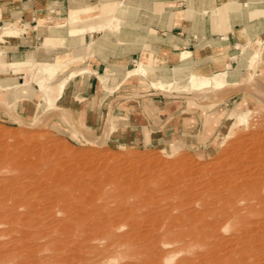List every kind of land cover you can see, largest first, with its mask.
<instances>
[{
	"label": "rangeland",
	"instance_id": "rangeland-1",
	"mask_svg": "<svg viewBox=\"0 0 264 264\" xmlns=\"http://www.w3.org/2000/svg\"><path fill=\"white\" fill-rule=\"evenodd\" d=\"M108 4L114 5V3ZM99 10L100 7L95 8L97 12L88 16L97 15L100 12ZM115 11L116 7L114 5L109 18H107L108 22H116ZM8 26L11 25H0V33L4 27ZM3 43L4 39L0 41V68H2L1 65L6 63L4 51L1 48ZM254 49L261 51L263 48L259 44ZM27 60L33 62L42 61L36 56H28ZM31 68L27 74L11 73L9 71L6 74L13 75L15 78L23 77L21 82L24 81L28 85L38 84L42 91L46 86L51 85L50 94L55 98L57 94L52 93L58 81V73L51 82L46 83L40 76L34 74L37 68ZM42 70L46 73L47 69L42 67ZM1 75L2 72L0 71ZM185 85L187 86L185 81L181 84L173 82V86L168 92L162 91L164 94H155V96L164 97L167 100L180 99L188 108L197 110L198 116L202 118L209 117V120H204L201 124L204 129L201 130L198 143L194 145L195 142L191 140L192 145L190 146L183 144H158L136 147L116 144L109 141V130L91 131L81 127L74 129L72 135L61 137L54 134L49 126L53 115L58 112L56 102L54 106L45 108L43 94H35V102L30 111L23 113L21 109L9 106L0 99V188L4 185V181L10 177L13 180H21L24 176H38L36 183L34 182V185L32 183L29 187L21 189L17 184L9 182L10 186L5 183L7 187V189L5 187V190H7L8 194L1 193L0 189V264H212V262L214 264L216 258L223 259V261L220 259L221 263H226V258V261H228L232 256V261L235 257L236 260H239L236 255L241 256L240 252L246 255H242L245 259H242L243 263L241 261V264H253L255 261L263 262L264 258L262 257L264 255L261 252L257 251L256 253L254 251L253 255L250 254V246L254 241L250 244L248 241L241 240L240 243L242 245L240 244V246H242L243 251L240 249L238 253L236 252L238 247L236 248L234 243L232 245L226 241L228 236H225L236 234L238 228L241 231L244 228L245 230L250 228L248 229L250 233H253L254 230L256 234L259 232L258 236L261 235L263 237L264 234L262 235V233L264 232L262 231L264 229L262 227L264 225L261 224L262 222L264 224V200L262 201L263 206L260 203L252 211L250 209L242 213L246 217L244 222L248 224L245 227L244 222H240V224L239 221H230L227 224L224 222L225 225L221 226L223 229L219 231L221 232L219 233L221 238L219 236L214 238L217 241L216 243H214L215 241L212 237H201L200 239L196 236H188L181 239L167 234L170 231L175 232L177 228L171 226L172 223L176 222L175 219L177 220V218H184V214L189 209L195 217L191 227L198 226V223L203 222V220L198 216L197 204L195 207L193 205L191 207V205L181 202L182 197L181 195L179 196V191L177 192L176 188L172 190L174 187L171 188V182L165 180L166 175L184 174L189 177L187 182L194 181V186H191L194 189H190L189 191L191 192L187 189L185 192L187 191L186 193H189V195L198 192L199 196L205 189L203 183L205 179L204 181L201 179L208 176V174L220 171L226 166L232 167L233 164L237 163L234 158L238 160L244 159L248 165L254 164L253 167L250 165V172L253 171L252 173L255 174L264 173V85L258 81V77L254 76L241 84H231L217 90L211 88L194 90L189 89V87L184 88ZM154 87L157 88L155 85ZM157 89L164 90V87L163 89ZM174 91L178 92V94L172 93ZM246 110H251L248 124H238L237 116ZM41 145L46 149H50L51 154L41 153L39 155L40 153L36 148ZM245 147L249 151L244 152L246 151H243ZM32 148L38 152L35 153ZM251 149H256L257 152ZM33 151L34 154L31 153ZM238 152L243 154V159L238 158L240 155ZM248 152H250V157L252 154H256V156L251 159L248 157ZM27 154H31L32 162H35L34 164L39 165V167L36 172H29L23 175L19 169L23 167L21 166L23 159L25 160L29 157ZM38 155L39 157L41 156L40 161ZM247 157L251 161L256 160L257 158L255 159V157H258V159L252 164ZM230 160L234 161L231 163ZM256 165L260 168H256ZM41 173H44V176ZM255 174L252 175L255 176ZM105 175L110 177L105 179ZM190 175H192V178ZM133 182H143L142 192H139V194L135 192L129 193L127 185ZM25 183L30 184L27 180ZM99 184H104L101 190H99ZM258 184L261 185V183ZM116 188L118 190L121 188L119 190L121 192ZM202 189L203 191H201ZM27 190L30 195L21 196L20 191L27 192ZM145 190L156 191V193H153L152 197L147 198L143 202L145 203L144 205L140 204L139 201L135 202L140 200L139 195ZM101 191L115 193L113 195H116L117 198L114 202L105 203V199H102L104 195H101ZM262 194L264 196V191ZM73 195L74 198H72ZM91 195L92 197H90ZM86 196L92 199L91 204L84 203L83 199ZM62 197L68 200L65 203L67 207L62 205L65 208L52 201L54 198L60 199ZM131 204H134L138 210L132 207ZM179 204L182 205L179 206ZM106 205L107 207L109 206L107 209ZM70 206H72L71 209ZM130 207L132 211H129ZM256 208L259 213L254 210ZM260 208L262 209L261 216ZM110 209L112 210L111 213L109 212ZM194 209L196 211L192 212ZM124 211H128L129 214H123L124 216L121 220V213ZM165 211L170 212L169 215H166L168 213L163 215ZM157 213L158 215H156ZM150 214L154 216H150ZM115 215H118L117 219ZM159 216L163 220L158 219ZM258 216L263 219H258ZM151 218H157V222ZM129 219L134 223L138 220L136 222L138 225L131 229L129 225L132 223H130ZM204 219L208 222L214 221L210 217H205ZM103 220L112 224L114 220V226L110 227L114 233L111 230L113 234H108L111 236L107 235L110 238L108 239L107 237V240L102 237L105 229L100 223L103 224ZM150 220L154 221L155 224L152 221L150 223L147 222ZM253 223H256V225ZM153 224L154 226L152 227ZM156 224L159 226L155 227ZM163 226L164 228H162ZM168 226L173 227V230H170ZM255 227H257V230H255ZM225 228L228 230L226 231ZM251 228L253 229L252 231ZM223 237L226 243L228 242L227 244L231 245V251L233 252L234 250L237 254L228 253L231 254L228 255L226 251H223L227 250L228 247L230 248L225 241H222ZM101 238H103L102 241L100 240ZM211 244H215V246ZM258 244L261 243L256 242L255 245ZM211 248L216 249V251L211 250L213 251L211 252ZM246 252H249L248 255L250 257ZM257 255L260 257L258 258ZM261 255L263 256L261 257ZM198 256L199 258L201 257V260L198 259ZM247 258L248 261H246Z\"/></svg>",
	"mask_w": 264,
	"mask_h": 264
},
{
	"label": "crops",
	"instance_id": "crops-1",
	"mask_svg": "<svg viewBox=\"0 0 264 264\" xmlns=\"http://www.w3.org/2000/svg\"><path fill=\"white\" fill-rule=\"evenodd\" d=\"M108 3L115 23L107 21ZM4 24L11 26L0 33V99L28 113L35 94H44L45 108L57 103L49 126L61 137L81 127L109 130L116 144L196 145L209 117L156 97L164 93L154 84L164 92L184 81L216 89L256 76L264 85V0H0ZM31 67H46V83L58 73L55 98L51 85L42 91L6 74Z\"/></svg>",
	"mask_w": 264,
	"mask_h": 264
},
{
	"label": "bare ground",
	"instance_id": "bare-ground-1",
	"mask_svg": "<svg viewBox=\"0 0 264 264\" xmlns=\"http://www.w3.org/2000/svg\"><path fill=\"white\" fill-rule=\"evenodd\" d=\"M254 53V52H253ZM255 58H257V56H255ZM36 67V66H35ZM32 69V68H31ZM14 70V69H13ZM29 70H30V68H29ZM47 71V70H46ZM29 72V71H28ZM141 72H143V71H141ZM27 73V72H26ZM25 73V74H26ZM36 76H40L41 78H44L47 74L42 70V68H39L35 73H34ZM46 81V80H45ZM155 86H157V88H162L163 89V86L162 85H160V84H154ZM203 87H207L208 85L207 84H203L202 85ZM193 87V86H192ZM213 87H215L216 89H221V88H223V87H225V85H223V84H221V83H214V85H213ZM163 91V90H162ZM158 93V92H157ZM44 95V94H43ZM45 96V95H44ZM48 97V96H47ZM45 98H46V96H45ZM250 114H251V110H246L245 112H242V113H240L238 116H237V122H238V124H242V125H247L248 124V121H249V117H250ZM248 148H251V147H248ZM259 148V147H258ZM25 149V148H24ZM32 149H34V148H32ZM36 149H38V151H39V155H41V153H43V154H46V155H49V153L51 154V150L50 149H46L43 145H41V146H39L38 148H36ZM35 150V149H34ZM244 150H246V151H244ZM251 150H253V149H251ZM250 150V151H251ZM255 151H256V149H254ZM253 150V151H254ZM31 151V150H30ZM38 151H36L35 150V153L36 152H38ZM243 151L244 152H247V151H249V149L247 150L246 149V147H245V149L243 148ZM254 151V152H255ZM27 152V151H26ZM257 152V151H256ZM31 153H33L34 154V151L33 152H31ZM250 152H248V154H249ZM260 153V152H259ZM38 154V153H37ZM36 154V155H37ZM238 154H240L239 156H238V158L240 157V158H242L243 157V154H241V152L239 153L238 152ZM246 154V153H245ZM26 155V154H25ZM28 155V154H27ZM39 155H38V158H39V161H40V158H41V156L39 157ZM247 155V154H246ZM246 155H244V156H246ZM29 157H25L26 159L24 160L23 159V161H22V165L21 166H23V167H21L20 169H19V171H22V173H23V175H25V174H28L29 172H36L37 170H38V167H39V165L37 166V165H35L33 162H32V160H31V154L30 155H28ZM31 156V157H30ZM35 156V155H34ZM33 156V157H34ZM235 156V155H234ZM248 156V155H247ZM254 156H256V154H252V156L250 157V154H249V156L248 157H250L251 159L254 157ZM36 157V156H35ZM44 157V156H43ZM247 157V158H248ZM258 157H260V156H258ZM258 157H255V159L257 158L258 159ZM37 158V157H36ZM239 158V159H240ZM247 158H245V159H247ZM250 158H248L250 161H251V159ZM263 158V157H262ZM262 158H261V160H262ZM21 159V158H20ZM31 160V162H30V160ZM243 159V158H242ZM247 159V160H248ZM256 159V160H257ZM232 160V159H231ZM230 160V161H231ZM234 160L237 162V163H235V164H233L232 165V167L231 166H226V167H222L223 169H221L220 171H217V172H215V173H212V174H208V176H206V177H204L203 179H201V180H203L204 181V179H205V181L203 182L204 183V185H205V189H204V191H203V189L201 190V191H203L202 193H201V195H199L198 196V192L197 193H195L194 192V194H191V195H189V193H186L185 192V190H187L188 189V191L190 190V189H192L191 188V186H194V184H193V182H191V181H188L187 182V180H189V177H187V176H185L183 173V175H175V176H167L166 175V181L168 182H171V185H172V187L171 188H173L174 187V189H172V190H175V188L177 189V192H178V194H179V196L181 195V199H182V203L183 204H189V205H191V207H192V205L195 207V205L197 204V206H198V216L200 217V218H202V220H203V222H200V223H198V226H194V227H191V225L193 224V222H194V219H195V217L191 214V212H190V209H189V211L188 212H186L183 216H184V218L183 217H180L179 219L177 218V220L175 219V221L176 222H174V220H173V222L174 223H172V225L171 226H173V227H175V228H177V229H175V232L174 231H170L169 233H167L169 236H171V237H175V238H185V237H191V236H196L197 238H200L201 239V237H212L213 238V240H214V238H218V236L220 237V234L219 233H221V232H219L220 231V229H223L221 226L222 225H225V223L224 222H226V224L227 223H229L230 221H236V222H238L239 221V224H240V222H244V220H246V217L242 214L244 211H248V210H250L251 209V211H252V209L254 208V207H256V205H259L260 203H262V206H263V200H264V196H263V191H264V173L262 172V173H258V174H255V173H252L253 171H251L250 172V167L252 166L253 167V163L256 161V160H252L250 163H252L253 165H251L250 163V165H248L245 161H244V159L243 160H238L237 158L235 159L234 158ZM233 160V161H234ZM246 160V161H247ZM1 161V160H0ZM34 161V160H33ZM47 161V160H46ZM233 161H231V163L233 162ZM245 163H244V162ZM20 162V161H19ZM38 162V161H37ZM248 162V161H247ZM259 162H260V160H259ZM39 163V162H38ZM37 163V164H38ZM42 163V162H41ZM257 164H258V162H257ZM259 165V164H258ZM260 165H262L261 163H260ZM259 166H257L256 165V168H258ZM260 168V167H259ZM263 168V167H262ZM43 169V168H42ZM261 170V169H260ZM23 171H25V172H23ZM138 171V170H137ZM264 171V170H263ZM43 172V171H42ZM46 172V171H45ZM44 172V173H45ZM261 172V171H260ZM43 173V174H44ZM193 173V172H192ZM255 174V176L254 175H252V174ZM257 173V172H256ZM42 174V173H41ZM42 174V175H43ZM47 174V173H46ZM128 175H130V174H128ZM194 175V174H193ZM20 176V175H19ZM44 176V175H43ZM191 176V178H192V175H190ZM196 176V175H195ZM37 177L38 176H35V175H32V177H29V176H24L21 180L20 179H17V180H13L11 177V179L9 178V179H5L6 181H4L7 185H9L11 182H12V184H17L18 186H19V188H26V187H29L30 185H32V183H33V185H34V182L36 183V181H37ZM42 177V176H41ZM110 176L109 175H105L104 176V178L105 179H107V178H109ZM129 177V176H128ZM187 177V178H186ZM164 178V177H163ZM163 178H161V179H163ZM29 181V183L30 184H26L25 183V181ZM192 180V179H191ZM195 180H197V179H195ZM165 181V182H166ZM10 182V183H9ZM186 182H187V184H186ZM190 182V183H189ZM196 182V181H195ZM3 183V182H2ZM1 183V184H2ZM5 183H4V185H5ZM9 183V184H8ZM162 183H163V181H162ZM258 183H261V185L260 184H258ZM142 184H143V182L141 183V182H133V183H130L129 185H127L128 186V188L127 189H129L128 191H129V193H132V192H135V193H137V194H139V192H142V189H143V186H142ZM192 184V185H191ZM4 185H2L1 186V193H3V194H8V192H7V190H5V187H6V185L4 186ZM94 185H96V184H94ZM100 185V184H99ZM103 185L104 184H102V185H100L99 186V190H101L102 189V187H103ZM195 185H197V184H195ZM10 186V185H9ZM92 186V185H91ZM17 187V186H16ZM48 187V186H47ZM182 189H181V188ZM93 188H94V186H93ZM96 188V187H95ZM119 188V187H118ZM6 189H7V187H6ZM30 189V188H29ZM28 189V190H29ZM115 189V188H114ZM117 189V188H116ZM121 189V188H120ZM119 189V190H120ZM124 189V188H123ZM194 189V188H193ZM192 189V190H193ZM28 190H27V192H25V191H20V194H21V196H28V195H30L29 193H28ZM96 191H97V189H95ZM118 190V189H117ZM118 190V191H119ZM67 191V190H66ZM118 191H117V193H118ZM126 191V190H125ZM155 191V190H154ZM33 192V191H32ZM61 192V191H60ZM119 192H121V191H119ZM170 192H171V190H170ZM176 192V193H177ZM183 192H185V193H183ZM189 192H191V191H189ZM64 193V192H63ZM62 193V194H63ZM67 193V192H66ZM100 193H102L101 195L103 196L102 197V199H105V203H109V202H114L115 201V199L117 198V196L116 195H113V194H115V193H111V192H108V193H105V192H103V191H101ZM153 193H156V191L155 192H152V190H145V191H143V193L141 194V195H139L140 196V200H136L135 202H138L139 201V203L140 204H145V203H143V202H145L146 200H147V198H150V197H152L154 194ZM55 194V193H54ZM65 194V193H64ZM92 194V193H91ZM120 194V193H119ZM89 195V194H88ZM175 195V194H174ZM56 196H58V195H56ZM178 196V195H177ZM87 197V198H86ZM86 197H84V203L85 204H87V203H90L91 204V201H92V199L90 198V197H92V195L90 196V197H88V196H86ZM58 198V197H57ZM63 198V197H62ZM60 198V199H52V201L53 202H57L58 203V205L59 206H62V205H65L66 207H67V205L65 204V203H67L68 202V200L65 198ZM72 198H74V195L72 196ZM76 198V197H75ZM50 200V199H49ZM51 201V202H52ZM141 201V202H140ZM87 202V203H86ZM103 202V203H104ZM56 203V204H57ZM138 203V204H139ZM134 204H137V203H134ZM134 204L132 205V207H135L134 206ZM76 205V204H75ZM103 205V204H102ZM110 205V204H109ZM180 205H182V204H179V206ZM65 206L63 207V208H65ZM111 206V205H110ZM117 206V205H116ZM115 206V207H116ZM119 206V205H118ZM137 206V205H136ZM178 206V207H179ZM106 207V209L109 207H107V205L105 206ZM176 207V206H175ZM177 207V208H178ZM61 208V207H60ZM72 208V206H70V209ZM136 209H137V207H135ZM259 208V207H258ZM105 209V210H106ZM114 209V208H113ZM132 209H134V208H132ZM176 209V208H175ZM127 210H129V209H127ZM138 210V209H137ZM254 210H257V208L256 209H254ZM253 210V211H254ZM260 216H261V213H262V209L260 208ZM111 209H110V213H111ZM116 211V210H115ZM129 211H132L131 210V207H130V210ZM164 211V210H163ZM169 211V210H168ZM194 211H196V209H194L192 212H194ZM70 212V211H69ZM107 212V211H106ZM184 212H185V210H184ZM257 212L259 213V211L257 210ZM75 213V212H74ZM113 213H114V211H113ZM116 214H117V211L115 212ZM119 213V212H118ZM129 214V212L128 211H124L123 213H121V220L123 219V214ZM162 213V212H161ZM166 213H168V212H163V215H165ZM170 213V212H169ZM169 213L168 214H166V215H169ZM197 213V212H196ZM73 214V213H72ZM76 214H78V213H76ZM108 214V213H107ZM253 214V213H252ZM254 214H256V213H254ZM264 214V213H263ZM67 215V214H66ZM79 215H81V214H79ZM86 215V214H85ZM84 215V216H85ZM111 215V214H110ZM153 215V214H152ZM151 214H150V216H152ZM156 215H158V213L156 214ZM180 215V214H179ZM251 215V214H250ZM256 215H258V214H256ZM93 216V215H92ZM111 216H113V215H111ZM110 216V217H111ZM119 216V217H120ZM136 215H134V217H135ZM146 216V215H145ZM150 216H148L149 218H150ZM154 216V215H153ZM181 216H182V214H181ZM248 216V215H247ZM255 216V215H254ZM80 217V216H79ZM89 217V216H88ZM87 217V218H88ZM116 217H118V215L116 216L115 215V218ZM147 217V219L149 220V218ZM158 217V216H157ZM162 217V216H161ZM167 217V216H166ZM198 217V218H199ZM205 217H210V218H212L214 221H205ZM252 217V216H251ZM85 218V217H84ZM90 218V217H89ZM135 218H137V217H135ZM182 218V219H181ZM255 218H256V216H255ZM260 217L258 216V219H259ZM102 219V218H101ZM110 219V218H109ZM113 219H114V217H113ZM117 219V218H116ZM120 219V218H119ZM118 219V220H119ZM124 219H125V217H124ZM142 219V218H141ZM151 219H154V218H151ZM158 219H160V216H159V218ZM162 219V218H161ZM160 219V220H161ZM261 219V218H260ZM263 219V218H262ZM261 219V220H262ZM98 220V219H97ZM120 220V221H121ZM155 221L157 220V218L156 219H154ZM163 220V219H162ZM167 220V219H166ZM201 220V221H202ZM254 220V219H253ZM253 220H251V221H253ZM110 221V220H109ZM129 221H130V219H129ZM152 220H150V221H147V222H151ZM169 221H171V220H169ZM250 221V220H249ZM263 221H264V219H263ZM126 222H127V220H126ZM126 222L124 221V223L126 224ZM136 222H138V220L136 221ZM134 223V222H131L130 221V223H132L131 225H129V223L127 224V227H128V225H129V227H131V229H133V228H135L138 224L137 223ZM140 222V221H139ZM154 221H152V223H153ZM157 222V221H156ZM164 222H165V220H164ZM258 222V221H257ZM141 223V222H140ZM167 223V222H166ZM246 223V224H245ZM249 223H251V222H249ZM260 223V222H259ZM101 224V226L102 227H104V235L102 234V237H104V238H106L105 240H107V237L109 236L108 234H111L112 233V228H110V227H113L114 226V220H113V224L112 223H110V222H108V221H104L103 220V224L102 223H100ZM125 224H123V225H125ZM154 224H155V222H154ZM154 224L152 225V227L154 226ZM161 224H162V222H161ZM244 224V227L246 226V225H248L247 224V222H244L243 223ZM242 224V225H243ZM254 224V223H253ZM158 224H156L155 225V227L157 226ZM168 225H170V224H168ZM254 225H256V223L254 224ZM261 225H264L263 224V222H262V224ZM98 226V225H97ZM126 226V225H125ZM125 226H123V227H125ZM159 226V225H158ZM171 226H168L169 228H170V230L173 228V227H171ZM133 227V228H132ZM155 227H154V229H155ZM228 227V226H227ZM259 227V226H258ZM260 227H262V226H260ZM139 228V227H138ZM150 228V227H149ZM162 228H164V226L162 227ZM247 228V227H246ZM254 228V227H253ZM263 229H264V227H262ZM261 228V229H262ZM167 229V228H166ZM242 229H243V227H242ZM248 229H250V228H247L246 230H245V228H244V230L243 231H241V229H239L238 228V230H236V234H232L231 236L230 235H226L225 237H227V239H226V241H228L229 243H234L235 245H236V248H237V251L236 252H238L239 253V251H240V249L243 251V249L241 248L242 246H240V242H241V240H244L245 242L246 241H248V242H250V244H251V242L252 241H254V242H252L253 244H251V246H250V250H251V252H250V250H248L249 252H250V254H252L253 255V252L255 251L256 253H257V251L258 252H261V254H263L264 255V246L262 247V245H263V243H264V236L263 237H261V235L260 236H258V233L256 234V231H254L252 228H251V231L253 230V233H250L249 232V230ZM112 230V231H111ZM148 230V229H147ZM173 230V229H172ZM225 230L227 231L228 229H226L225 228ZM255 230H257V227H255ZM261 231V230H260ZM255 232V233H254ZM262 232H264V231H262ZM113 233H114V231H113ZM112 233V234H113ZM234 233V232H233ZM128 234V233H127ZM264 233H262V235H263ZM108 235V236H107ZM120 235H122V234H120ZM223 235V234H222ZM100 236H101V234H100ZM111 236V235H110ZM109 236V237H110ZM224 236V235H223ZM108 237V239H110ZM119 237V236H118ZM126 237V236H125ZM170 237V238H171ZM196 237H193V238H196ZM121 238V237H120ZM221 238V237H220ZM219 238V239H220ZM224 238V237H223ZM222 238V241L224 242L225 241V238L223 239ZM102 239L103 238H101L100 240L102 241ZM123 239V238H122ZM126 240V239H125ZM199 240V239H198ZM212 240V241H213ZM121 241H123V240H121ZM215 241V240H214ZM213 241V242H214ZM221 241V242H222ZM226 241H225V243H226ZM258 243H261V244H258V245H255L256 244V242ZM262 241H263V243H262ZM217 241H215L214 243H216ZM220 242V243H221ZM227 242V243H228ZM219 243V244H220ZM226 243V244H227ZM242 243H243V241H242ZM224 244V243H223ZM127 245V244H126ZM125 245V247H127ZM212 246H215V244L213 245V244H211ZM210 245V246H211ZM221 245H222V243H221ZM220 245V246H221ZM228 245V244H227ZM227 245H225V246H227ZM233 245V244H232ZM242 245V244H241ZM217 246H218V243H217ZM228 246H230V248L228 247ZM227 247H228V249L227 250H223V251H226L227 252V254L228 253H232V255H233V253H235V254H237L233 249V252L231 251V245H228ZM246 246H247V243H246ZM261 246V247H260ZM131 247V246H130ZM235 247V246H234ZM249 247V246H248ZM247 247V248H248ZM215 248V247H214ZM214 248H211L210 249V251L211 250H215L216 251V249H214ZM222 248V247H221ZM220 248V249H221ZM236 248H234V249H236ZM226 249V248H225ZM245 249V248H244ZM229 250V251H228ZM211 252H213V251H211ZM210 252V253H211ZM249 252H246V254L248 255V253ZM263 252V253H262ZM243 252H240V254H241V256H238V255H236L238 258H239V260H236V257H235V259L233 258V261L231 260L232 259V257L230 258V260H228V261H226L227 260V258H226V260H225V262L226 263H221V261H223V259H221V261H220V259L218 258H216L215 259V263L214 264H241V261H242V259L244 258L242 255H244V254H242ZM224 254V253H223ZM234 254V255H235ZM239 254V255H240ZM260 254V253H259ZM228 255H231V254H228ZM227 255V257H229ZM251 255V256H252ZM255 255V254H254ZM263 255H261V257L263 256ZM200 256V255H199ZM199 256H198V259L199 260H201V257L199 258ZM244 256H246V255H244ZM249 256V255H248ZM258 256V255H257ZM257 256H256V258H257ZM217 257V256H216ZM220 257V256H219ZM250 257V256H249ZM253 257V256H252ZM255 257V256H254ZM260 256H258V258H259ZM237 258V259H238ZM262 258H264V257H262ZM245 259V258H244ZM243 259V260H244ZM253 259V258H252ZM198 260V261H199ZM257 260V259H256ZM246 261H248V258L246 259ZM252 261V260H251ZM263 262H258V261H255L254 263H256V264H264V260H262ZM199 262H201V261H199ZM245 262V261H244ZM250 262V261H249ZM258 262V263H257ZM242 263H243V261H242ZM246 263H248V262H246ZM253 263V264H254ZM180 264V263H179ZM183 264V263H182ZM210 264V263H209ZM212 264H213V262H212Z\"/></svg>",
	"mask_w": 264,
	"mask_h": 264
}]
</instances>
